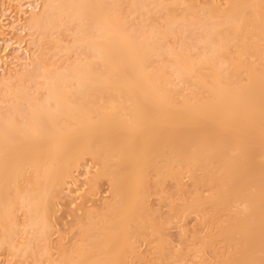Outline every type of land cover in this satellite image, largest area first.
<instances>
[{"label":"bare ground","instance_id":"1","mask_svg":"<svg viewBox=\"0 0 264 264\" xmlns=\"http://www.w3.org/2000/svg\"><path fill=\"white\" fill-rule=\"evenodd\" d=\"M190 9L188 0L42 1L26 27L74 29L80 52L64 69L34 71L41 79L35 85L25 75L0 80V246H31L16 244V228L47 241L61 187L88 158L98 167L90 191L106 183L111 200L84 210L76 243L56 264H125L150 184L170 178L181 187L185 175L211 190L208 198L195 195L210 216L241 206L213 234L230 249L223 264H264V0L211 7L202 23L216 21L201 40L191 36L203 45L198 56L184 46L165 49L176 79L191 87L179 102L152 59L175 36L174 26L189 33ZM142 10L163 12L165 28L142 25ZM247 55L259 63L245 64ZM217 64L229 68L224 73ZM21 210L18 226L14 214Z\"/></svg>","mask_w":264,"mask_h":264},{"label":"rangeland","instance_id":"2","mask_svg":"<svg viewBox=\"0 0 264 264\" xmlns=\"http://www.w3.org/2000/svg\"><path fill=\"white\" fill-rule=\"evenodd\" d=\"M23 1L0 0V80L5 83L7 79L5 74L8 73L14 78L25 75L26 84L29 86L41 82L39 77L32 75L34 71L64 69L77 60L80 51L74 46V29L68 30L70 34L65 26L49 27L46 31L26 27L28 21L40 13L43 0H25L22 4ZM17 3L23 6L21 12ZM28 3L32 7H28L30 6ZM188 4L191 9L185 12V19L193 26L189 29V33L191 34L192 31L193 34L183 32L180 25L174 26L175 36H168L163 40L161 56L152 59V67H164V71L172 80L170 89L174 91L175 99L179 102L189 94L191 87L176 79L172 72L173 68L168 63L170 57H167L166 50L168 47L184 46L194 56L201 54L203 45L193 41L196 39L193 35L200 37V40L206 35L205 29L208 30L216 21L202 23L212 16L208 15V11L211 7L226 8L227 0H188ZM177 9L176 13L181 14L184 7L178 6ZM137 20L142 22V25L144 21L145 26L151 23L153 28L164 29L166 15L160 11L153 10L152 13H147L146 10H142ZM235 51L231 48L232 54H235ZM242 60L245 64L259 63L255 55L244 56ZM217 68L225 73L229 67L217 64ZM201 73L205 74L206 71L203 70ZM238 79L244 80L245 73L241 72ZM16 84L18 85L19 82ZM3 87L0 86L1 89ZM97 170L98 167L90 159L80 161L61 187V199L55 204L52 218L49 220L52 229L48 240L39 241V237H35L37 235L34 234L35 230H32L33 232L29 230L30 234L29 231L23 232L22 228H16L12 233L15 235L16 244L26 245L29 242L31 246L28 249H24V246L19 247L20 251L16 252L11 251L7 244L1 245L0 264H56L62 249H72L78 239L77 221L83 216L84 210L94 209L111 200V193L106 183L101 184L97 191H90L89 181ZM155 179L154 176L152 182ZM197 191L204 198L210 197L212 193L207 188H197L186 175L182 179L181 187L170 178H164L158 184H150L149 195L144 204V214L141 216L143 224L132 231L128 241L134 254L126 255L125 264L224 263L230 249L221 238L213 234L222 221L233 216L241 206L233 203L214 218L210 216L211 212L209 213L208 209L204 210L196 205ZM14 215V221L21 226L25 221L24 211H16ZM29 234L31 237L28 236ZM34 237L37 243L33 241Z\"/></svg>","mask_w":264,"mask_h":264}]
</instances>
